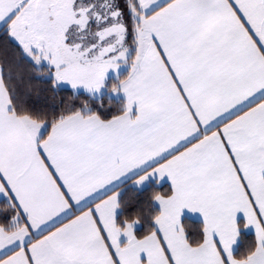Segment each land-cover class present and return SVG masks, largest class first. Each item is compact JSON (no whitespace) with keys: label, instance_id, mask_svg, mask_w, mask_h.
Wrapping results in <instances>:
<instances>
[{"label":"snow or ice","instance_id":"snow-or-ice-1","mask_svg":"<svg viewBox=\"0 0 264 264\" xmlns=\"http://www.w3.org/2000/svg\"><path fill=\"white\" fill-rule=\"evenodd\" d=\"M0 264H264V0H0Z\"/></svg>","mask_w":264,"mask_h":264},{"label":"trees","instance_id":"trees-1","mask_svg":"<svg viewBox=\"0 0 264 264\" xmlns=\"http://www.w3.org/2000/svg\"><path fill=\"white\" fill-rule=\"evenodd\" d=\"M108 83L111 82L107 81ZM109 91L106 89L104 93L100 96L102 98V102L107 106L105 110H101L96 105L95 101L91 102V107L96 108L98 111L101 112V115L111 114L113 111L116 110L117 106L124 101V98L121 96L118 97H110L108 95ZM83 98L87 99V95L81 92ZM111 100L112 104L108 106V101ZM120 195H119V213L116 217V222L122 224L124 219H132L133 215L136 213L140 214V221L138 228L135 229V234L137 236H141L145 233V231L151 227V220L150 216L154 215L159 209L154 205V199L152 195L154 192H160L162 194L170 192V186L168 184L163 185H155L150 184L143 189L137 190L129 186L128 184L122 185L120 188ZM181 223L184 225H191L188 228L187 234L189 236L194 235L193 229L196 228L200 223L199 220H193L188 217H184L181 220ZM240 227H242L240 223ZM254 235L252 233L244 232L243 230L239 233V241L234 250L235 253H239L242 249L243 245L241 243V238L243 239H251Z\"/></svg>","mask_w":264,"mask_h":264},{"label":"crops","instance_id":"crops-1","mask_svg":"<svg viewBox=\"0 0 264 264\" xmlns=\"http://www.w3.org/2000/svg\"><path fill=\"white\" fill-rule=\"evenodd\" d=\"M106 90L105 89H101V93H104ZM113 97H118V96H121L124 98L125 100V97L122 93H119L117 95H113ZM142 169H136V170H133V171H130L129 173H127L122 179L121 181L116 185L117 188H120L122 185L124 184H128L129 186H131L132 188L134 189H137V190H140V189H143L145 188L146 186L150 185V184H155V185H163V184H168L170 186V189H171V182H170V179L168 178L167 174L163 175V176H159L158 174H153V175H149L143 182H141L140 184H137L135 182V177L142 174ZM119 195H120V189H119ZM118 203H119V196H118ZM154 205L159 209L160 208V205H159V202L158 201H155L154 200ZM119 206L114 209V218L116 220V217L119 213ZM184 217H188V218H191L193 220H199L202 222V217L200 215L199 212H192V211H189L188 209H182V213H181V217L180 219L182 220ZM237 223L239 225L238 227V232L240 233L241 230H243L244 232H247V233H252L254 235V229L252 228V226H247L246 228L243 227V224H244V221H243V214L238 212L237 213ZM240 223L242 225V227H240ZM139 226V223L135 224L133 227H134V232H135V229L138 228ZM238 241H239V236L237 238V241L236 243L233 245V251L235 250L237 244H238Z\"/></svg>","mask_w":264,"mask_h":264},{"label":"clouds","instance_id":"clouds-1","mask_svg":"<svg viewBox=\"0 0 264 264\" xmlns=\"http://www.w3.org/2000/svg\"><path fill=\"white\" fill-rule=\"evenodd\" d=\"M138 217H139V213H136V214L133 215L132 219L135 220V219H137ZM125 219H127V218H125ZM187 227L190 228L191 225H187Z\"/></svg>","mask_w":264,"mask_h":264},{"label":"rangeland","instance_id":"rangeland-1","mask_svg":"<svg viewBox=\"0 0 264 264\" xmlns=\"http://www.w3.org/2000/svg\"><path fill=\"white\" fill-rule=\"evenodd\" d=\"M80 92H83V91L80 90ZM108 95H109L110 97H112V93H111V92H109Z\"/></svg>","mask_w":264,"mask_h":264}]
</instances>
